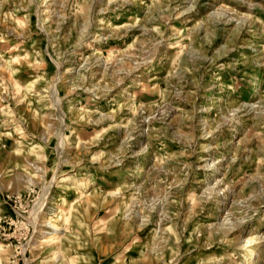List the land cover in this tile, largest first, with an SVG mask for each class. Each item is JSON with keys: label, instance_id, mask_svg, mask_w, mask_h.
Here are the masks:
<instances>
[{"label": "rangeland", "instance_id": "1", "mask_svg": "<svg viewBox=\"0 0 264 264\" xmlns=\"http://www.w3.org/2000/svg\"><path fill=\"white\" fill-rule=\"evenodd\" d=\"M0 264H264V0H0Z\"/></svg>", "mask_w": 264, "mask_h": 264}, {"label": "bare ground", "instance_id": "2", "mask_svg": "<svg viewBox=\"0 0 264 264\" xmlns=\"http://www.w3.org/2000/svg\"><path fill=\"white\" fill-rule=\"evenodd\" d=\"M52 228L55 229V230H57V229H59V226H55L54 225Z\"/></svg>", "mask_w": 264, "mask_h": 264}]
</instances>
